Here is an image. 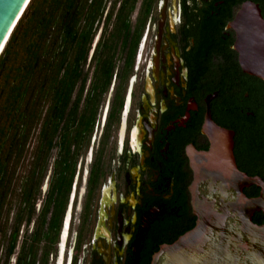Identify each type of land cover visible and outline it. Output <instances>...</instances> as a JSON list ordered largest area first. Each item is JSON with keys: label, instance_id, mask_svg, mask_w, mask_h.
Returning <instances> with one entry per match:
<instances>
[{"label": "flooded vegetation", "instance_id": "flooded-vegetation-1", "mask_svg": "<svg viewBox=\"0 0 264 264\" xmlns=\"http://www.w3.org/2000/svg\"><path fill=\"white\" fill-rule=\"evenodd\" d=\"M131 20L129 47L95 89L100 102L56 226L52 200L35 232L50 174L8 264H18L25 236L34 264H152L194 229L195 212L225 199L204 157L215 130L231 140L236 169L264 183V0H141ZM251 191L260 188L243 194L258 197Z\"/></svg>", "mask_w": 264, "mask_h": 264}, {"label": "trees", "instance_id": "trees-1", "mask_svg": "<svg viewBox=\"0 0 264 264\" xmlns=\"http://www.w3.org/2000/svg\"><path fill=\"white\" fill-rule=\"evenodd\" d=\"M140 2L30 0L0 53V242L5 243L4 264L14 253L20 227H28L36 216L51 163L48 202L38 215L35 232L45 230L52 200L59 202L51 210V225L56 226L76 156L84 147L100 102L95 89H104L119 50L129 47L134 36L131 17ZM100 27V39L87 63ZM258 194L251 191L248 195ZM263 219L261 214L255 215L252 222L261 224ZM23 241L17 263L34 264L32 246L26 236Z\"/></svg>", "mask_w": 264, "mask_h": 264}, {"label": "water", "instance_id": "water-1", "mask_svg": "<svg viewBox=\"0 0 264 264\" xmlns=\"http://www.w3.org/2000/svg\"><path fill=\"white\" fill-rule=\"evenodd\" d=\"M27 1L30 0H0V48L5 46ZM99 34L92 42L87 63L95 51ZM231 149L232 143L227 134L215 130L211 148L204 157L210 163V175L223 186L218 193L225 199L216 192L219 196L214 202L204 207L201 213L195 212L197 220L194 229L173 245L161 248V255L153 257L152 264L160 259L163 260L161 264H264V223H252L254 213L264 215V183L236 169ZM50 174L51 167L41 187L42 195L46 192ZM251 185L260 188L256 198H247L243 194V189ZM67 228L68 217L63 223L64 236ZM64 236H61L62 243ZM14 262L12 257L10 264Z\"/></svg>", "mask_w": 264, "mask_h": 264}, {"label": "rangeland", "instance_id": "rangeland-1", "mask_svg": "<svg viewBox=\"0 0 264 264\" xmlns=\"http://www.w3.org/2000/svg\"><path fill=\"white\" fill-rule=\"evenodd\" d=\"M100 29H101V27L99 28V30H98V32L100 31ZM97 32V33H98ZM53 160V159H52ZM51 160V161H52ZM50 167H51V171H52V163L49 165V169H50ZM41 198H39V200H40ZM38 200V201H39ZM14 211V210H13ZM13 211H11V213H13ZM11 220H12V218H11ZM30 229H31V225L27 228V227H22L21 228V232H20V236H19V238H18V241H17V243H18V245H19V243H20V240H21V238H22V235H23V233H25L26 231H30ZM28 231V232H29ZM27 234H29V233H27ZM17 245V248L19 247ZM4 247H5V243H3V242H0V264H2L3 262H4V256H3V250H4ZM9 263V262H8Z\"/></svg>", "mask_w": 264, "mask_h": 264}, {"label": "bare ground", "instance_id": "bare-ground-1", "mask_svg": "<svg viewBox=\"0 0 264 264\" xmlns=\"http://www.w3.org/2000/svg\"><path fill=\"white\" fill-rule=\"evenodd\" d=\"M27 2H28V1H27ZM27 2H26V3H27ZM28 3H29V2H28ZM25 5H26V4H25ZM25 5L23 6L22 11H23V10L25 11V9H26L25 7H27L28 4H27L26 6H25ZM24 11H23V12H24ZM22 14H23V13H22ZM20 17H21V16H20ZM14 27H15V26H14ZM3 46H4V45H2L1 48H0V53H1V50L3 49Z\"/></svg>", "mask_w": 264, "mask_h": 264}]
</instances>
